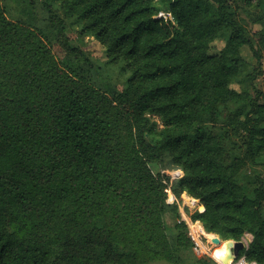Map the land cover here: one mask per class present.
<instances>
[{"label": "trees", "instance_id": "trees-1", "mask_svg": "<svg viewBox=\"0 0 264 264\" xmlns=\"http://www.w3.org/2000/svg\"><path fill=\"white\" fill-rule=\"evenodd\" d=\"M237 18L229 0H0V264L199 263L183 193L264 264V72Z\"/></svg>", "mask_w": 264, "mask_h": 264}, {"label": "rangeland", "instance_id": "rangeland-1", "mask_svg": "<svg viewBox=\"0 0 264 264\" xmlns=\"http://www.w3.org/2000/svg\"><path fill=\"white\" fill-rule=\"evenodd\" d=\"M231 2V4L237 9V14H238V18H237V22L239 25H241L242 27H244L249 35L251 37H253L254 40V48L256 50H258V52L260 53L261 56V70L264 72V48L260 45L259 42H257V36L255 37V34L259 33V32H263L264 31V11H261L258 8H255L254 6L251 8H247L243 5V3L240 0H229ZM79 45L81 46V48L84 50V52L88 53L89 55H91L95 60L99 61V62H104L106 57H105V52H104V48L93 38L90 36H83L82 38L79 39ZM224 47V42L223 41H215L210 49V54H218L222 48ZM241 57L250 65L255 64V58L252 55V51L250 50L249 47H242L239 51ZM125 77H116V82L118 83V87L121 88L124 84V80ZM263 76H259L258 79L256 80V87L261 90L262 92H264V81H263ZM231 88L235 89V90H239V86L236 85H232ZM262 102H260L261 104ZM151 121L156 125L157 129H160L162 126L159 122V119L156 117H150ZM160 168L157 165L152 166V171L154 173L159 172ZM243 172L245 175L250 176V174H252L254 172V169L252 168V166H246L243 169ZM161 175L164 174V176L169 177L170 179L173 178H178L182 176V172L180 170L177 169H173V170H160ZM166 180V179H165ZM167 182V181H165ZM168 184H170L169 182H167ZM168 198L172 197V194L169 193L168 194ZM184 197H189L186 193H183L181 195V202H179L180 208L181 210L187 215L189 216L195 209H196V203L195 201L191 199V206H185V209L187 211L184 210L183 208V198ZM172 224V222H170ZM219 237V236H218ZM252 237H250L249 234L244 235L243 237V241H249L251 240ZM197 257V258H196ZM196 259H200V260H204L206 262H209V260H212L210 257L203 255V256H197L196 255ZM199 260V263H197L194 259V257H192V255H190L189 261L188 262H182L181 264H202ZM151 264H170L167 262H157V263H151Z\"/></svg>", "mask_w": 264, "mask_h": 264}, {"label": "built area", "instance_id": "built-area-1", "mask_svg": "<svg viewBox=\"0 0 264 264\" xmlns=\"http://www.w3.org/2000/svg\"><path fill=\"white\" fill-rule=\"evenodd\" d=\"M167 196L168 194L171 193V191L168 189L166 190ZM172 194V193H171ZM169 200L174 199L173 195L172 197L168 198ZM177 201V200H176ZM178 204V211H179V218L177 219L178 224H184L187 228V236L190 239V241L193 244V252L197 256H203L206 255L210 257L216 264H221L218 260L213 259L210 255L211 251L215 248V245L212 244L209 239L206 236H211L212 234L206 233L203 229L202 224L199 221H193L187 216L180 208L179 202L177 201ZM185 209V206H183ZM247 236V234H245ZM244 237V236H243ZM242 237V241H243ZM251 237V236H250ZM251 240L249 241H243L244 243V249H248V245ZM242 250V251H243ZM241 253V252H240ZM239 253V255H240ZM234 259L230 264H256L255 262H250L245 259V256H239Z\"/></svg>", "mask_w": 264, "mask_h": 264}, {"label": "water", "instance_id": "water-1", "mask_svg": "<svg viewBox=\"0 0 264 264\" xmlns=\"http://www.w3.org/2000/svg\"><path fill=\"white\" fill-rule=\"evenodd\" d=\"M182 202H183V206H188V207L191 206V199L189 197H184ZM206 237L215 246H218L221 242H223L215 234H212L211 236H206ZM224 242L226 246L224 256L218 261L221 264H230L232 261H234L236 257H238L239 253L244 249V243L242 240L240 241L226 240Z\"/></svg>", "mask_w": 264, "mask_h": 264}, {"label": "bare ground", "instance_id": "bare-ground-1", "mask_svg": "<svg viewBox=\"0 0 264 264\" xmlns=\"http://www.w3.org/2000/svg\"><path fill=\"white\" fill-rule=\"evenodd\" d=\"M226 246L225 242H221L218 246L211 251L210 255L213 259L220 260L224 256Z\"/></svg>", "mask_w": 264, "mask_h": 264}]
</instances>
